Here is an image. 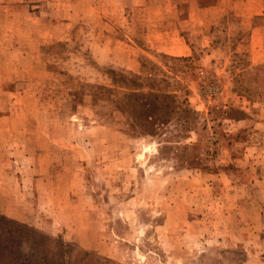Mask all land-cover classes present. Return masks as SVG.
<instances>
[{
    "label": "rangeland",
    "instance_id": "rangeland-1",
    "mask_svg": "<svg viewBox=\"0 0 264 264\" xmlns=\"http://www.w3.org/2000/svg\"><path fill=\"white\" fill-rule=\"evenodd\" d=\"M188 7L0 0V213L72 264H264V14ZM144 60L192 109L157 134L98 88Z\"/></svg>",
    "mask_w": 264,
    "mask_h": 264
},
{
    "label": "trees",
    "instance_id": "trees-1",
    "mask_svg": "<svg viewBox=\"0 0 264 264\" xmlns=\"http://www.w3.org/2000/svg\"><path fill=\"white\" fill-rule=\"evenodd\" d=\"M161 55L168 57L165 53ZM159 67L154 62L149 66L144 60L140 72L111 69V83L98 85L100 92L115 96L116 108L130 119L129 124L140 134L160 132L175 119L177 108L182 112L177 116L178 121L192 114L190 106L177 105L179 94L164 84L168 74L159 76ZM72 250L62 237H54L0 213V264H72ZM84 254L82 264H91L88 261L91 253ZM79 261L78 258L73 264Z\"/></svg>",
    "mask_w": 264,
    "mask_h": 264
},
{
    "label": "crops",
    "instance_id": "crops-1",
    "mask_svg": "<svg viewBox=\"0 0 264 264\" xmlns=\"http://www.w3.org/2000/svg\"><path fill=\"white\" fill-rule=\"evenodd\" d=\"M185 3H188L189 7V17L193 20L198 18L200 12L205 13L206 15H211V17L216 18L219 11H226L228 6L235 7L239 9L240 13L243 16L254 17L255 15L264 14V0H182ZM181 3V1H178ZM177 3V2H176ZM234 4V5H232ZM220 12V14H221ZM216 13V15H215ZM177 19H182V16H176ZM195 18V19H194ZM213 18V19H214ZM157 40L158 39H154ZM155 42V41H154ZM176 42L168 45L157 44L156 48L163 51L164 53L178 54V55H188L193 51V47L190 46L186 39H179L178 45Z\"/></svg>",
    "mask_w": 264,
    "mask_h": 264
}]
</instances>
